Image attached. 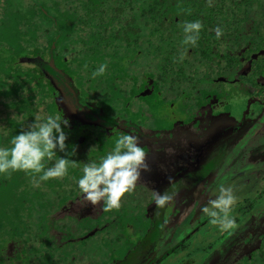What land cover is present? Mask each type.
<instances>
[{
	"label": "flooded vegetation",
	"instance_id": "obj_1",
	"mask_svg": "<svg viewBox=\"0 0 264 264\" xmlns=\"http://www.w3.org/2000/svg\"><path fill=\"white\" fill-rule=\"evenodd\" d=\"M31 2L32 4L39 3L36 0ZM2 3L3 0H0V12L3 7ZM39 9L42 15L55 22V29L58 30L59 24L55 16L51 18L52 16L44 10L42 3L39 4ZM59 35L57 33L55 38L57 39ZM259 39L261 47L258 49L252 46L250 40L231 41V44L228 43L219 52L220 58L223 57L221 70L213 65L215 69L213 74L217 72V75L211 78L200 77L178 88L176 93L171 86L166 87L165 93L158 89L151 63L147 66L143 65L146 70L142 71L143 74L139 72V80L135 81L130 76L132 69L127 70L126 67L133 64L122 62L118 65L121 74L116 77V80H120V88L114 96V99L118 98L119 101L115 105L113 99L111 103L116 107H121V111H130L123 114H115L113 112L115 107L110 113L102 112L94 101L79 91V88L64 81L53 66L46 63L42 66L48 74L49 89H53L52 93L56 95L59 108L62 107L63 118L68 119L69 122H74L76 119L81 126L80 131L71 124L68 129L70 137L77 129L79 134L75 139L86 142L90 150L92 147L88 138L95 137L94 141H99L100 138H106V135L114 134L116 141L121 135L128 134L130 129L135 130V134L139 137V145L146 153L145 162L148 165V171H142L136 183V186L139 185L145 189V199H147L143 207L146 215L143 219L147 221V224L142 227L141 234L131 241L132 243L130 242L131 245H128L127 249L121 246L110 256L107 255V248L103 245L107 241H102L99 249L93 250V254L92 251L90 252V260H84L82 257L85 253H83L81 254L82 260H77L73 264H166L165 258H169L168 264H197L189 256L192 252L188 253L185 248L186 251L183 252L182 248L189 243L195 244L194 241H188L190 233L193 235L198 233L200 225L207 223L210 218L208 216L199 217V219L196 217L194 223H198L194 225L190 233L184 234L186 226L176 220L178 215L175 207L182 208L191 204L196 198L206 197L205 192L210 197V200L206 201L209 204V201L219 195L221 186L232 187L235 196L239 197L233 207L238 211L239 216H231L235 219L236 227L229 230L228 234L225 232V237L214 244L215 249L209 252L211 257L207 264H245L248 261L256 264L261 262L264 257V182H261L264 179V36ZM21 60L26 61L24 58ZM31 63L41 67L40 60L33 59ZM205 80L228 86L235 94L238 93L237 96L233 95L238 101L233 106L229 104V100L224 99V93L220 92V90L226 91L224 88L209 85L205 92L203 89L198 92L194 91L197 85H201ZM236 86L239 87V91ZM61 90L64 91L63 95H61ZM75 93H79L78 100H73ZM155 95L163 100L168 95L171 96L173 100L167 103L172 108L171 115H168L169 117L167 116L168 118L166 117L160 126L147 124L145 121L141 124L140 120H135L137 114L143 117L140 114L142 110L136 105L141 103L143 114L149 117L148 120L150 118L152 120L153 116L151 117L150 113L154 110L152 97ZM62 97L66 101L62 100ZM191 104L193 106L190 107ZM106 122L109 124L105 125ZM249 126L254 127V130H251ZM89 128L100 133V138L98 139L97 135L92 136ZM97 145L102 144L98 142ZM236 152L239 153L238 157ZM212 157L214 161L211 162V173H213L211 176L206 175L203 167ZM227 160L240 164L241 171L231 173L223 183H216L218 176H226L231 169L232 164L226 165ZM208 179L209 183H206ZM154 191L160 193L168 191V195L174 196L168 204L169 208L167 206V214L163 216V211L160 212L163 216L162 223L165 222L166 226L164 228L158 226L161 228L159 230L153 213L156 208L153 202ZM69 203L72 206L77 204L79 211L72 213L74 210L71 208L76 209V207H70ZM59 208L52 211L50 219L65 224L64 228L60 229L48 224L45 228L46 233L43 235L39 233L40 238L30 237L26 233L17 241H11L9 244L11 250L4 259L5 264H44L46 259L45 264H72L75 258L69 255L71 253H63L64 251L60 249L58 254L45 255L33 245L36 244L39 247L38 240L42 238L45 240L46 236V240L49 238L51 240L49 244L57 241L55 247H60L65 243L75 244L73 243L75 241L89 246L91 243L89 237L92 234L98 236L101 231H105L108 225L106 221H100L102 217L108 215V211L103 210V203L95 206L88 204L82 199L80 193L74 196L72 202ZM60 217L62 219H59ZM73 217L75 221H72ZM77 218L92 223L88 226L90 228L87 227V223L84 225L86 232L81 235L80 239L79 236L68 237L69 233L67 234L66 231L68 225L72 227L77 223L81 224L80 219ZM81 226L84 229L83 224ZM232 235L238 236L231 238ZM128 239L131 240L128 237L124 241ZM58 241H64V243H58ZM231 241L233 244L229 243ZM195 256L200 260L199 253H195L193 257ZM105 257L107 260H104ZM91 258L97 260H91Z\"/></svg>",
	"mask_w": 264,
	"mask_h": 264
},
{
	"label": "rangeland",
	"instance_id": "obj_2",
	"mask_svg": "<svg viewBox=\"0 0 264 264\" xmlns=\"http://www.w3.org/2000/svg\"><path fill=\"white\" fill-rule=\"evenodd\" d=\"M8 1H11L13 4V8L10 10L11 12L7 13L4 6L0 12V126H2V128H0V147L10 148L11 138L19 132L27 130L29 125L33 122L35 116L39 115L42 118H46L50 115H62V107L59 108L56 95L52 93L53 89H49L50 81L47 77L48 74L42 69V66L45 63L53 66V68L60 73L62 79L68 84L75 85L76 88H79V91L85 97L94 101L102 112L110 113L111 109L114 107L115 109L113 112L115 114L130 112L121 111V107H116L113 103H111L115 98L113 93H111L112 97L110 98H107L106 96L107 93L110 94V88L115 89V91L120 88V80H116V76H111L112 70L106 69L102 76H92V73L99 67V64L95 61H89L90 58H87L86 54L82 53V48H80L81 44L76 41L77 31L74 29V26L64 27L62 25L63 21H61L60 11H57V5L59 4L58 0H36L44 5V7L49 11L48 13L50 16H52L51 18L55 16L54 18L59 24L58 30L55 29L56 25L53 20L51 21V19L45 15H40L38 11H35V9L30 6L32 5L31 0H7V3ZM18 10L20 11L19 13ZM16 31H19V33ZM57 33L60 35L56 39L55 37ZM248 37L254 48L258 49L261 47V43L258 42L260 40L258 39L259 37H256V35H248ZM229 44L231 43L229 42ZM154 45L155 44L152 41L151 47ZM151 47H148L149 50ZM12 48L14 50H12ZM222 48L223 47L220 48V52ZM134 51H129L128 49L126 52L127 58H129L131 56L130 54ZM122 52L124 54V49H122ZM141 55H139V57H141ZM21 58H24L26 61L21 60ZM33 59L40 60L41 67L31 63V60ZM151 59L152 58L144 56L139 58V62L136 64L126 66L127 70L132 69L130 71L132 80H139V72H142L140 67L143 65H150ZM34 61L37 62L36 60ZM154 61L155 59L153 62ZM143 73L144 72H142V74ZM107 78L111 79L112 82ZM52 83L54 84L53 79ZM209 85L220 89L224 88L226 91L220 90V92L224 93V99L227 98L229 100V104L232 106L238 101V99L234 97L237 96L238 93L235 94L228 86H222L220 83L216 84L210 80H205L201 85H197L194 91L198 92L203 89L205 92L208 90ZM171 87L176 93L178 91L177 89L183 87V85L178 87L177 82H175ZM158 89L162 90V93H165L167 88L161 86L160 88L158 87ZM236 89L238 90L239 87L236 86ZM63 94L64 91L61 90V95ZM79 97V93H75V95H73V100H78ZM224 99L222 98L223 102L225 101ZM62 100L66 101L64 97H62ZM172 100L173 99L169 95L164 100L159 98L158 95L152 97L154 104V110L150 113L151 117L153 116L152 120L151 118L148 120L149 117L143 114V105L138 103L136 107L142 110L140 114L143 117L137 114L135 116V120H140L141 124H144L143 121H145V123L151 125H162L166 120V117L171 115L172 108L169 107L167 103ZM191 106H193V104H191L190 107ZM62 119H64L63 116ZM66 120L68 121V125L66 127L62 125V128L68 142L65 143V152L61 153V155L71 157L74 155L77 156L75 145L83 142V140H75V142H73V139L70 137V133H68V129L69 126L73 124V126H76L81 131V126L78 124V120L76 119H74V122H69L68 119ZM104 124L107 125L109 123L106 122ZM250 129L254 130V127L251 126ZM89 131L92 136L97 135V138L101 136L95 129L89 128ZM74 132L75 130L72 132V137ZM98 132L100 131L98 130ZM81 133L83 134L84 132ZM105 137L106 138L99 137V141H94L95 137L88 138V142L94 150L91 148L89 150V148L85 146L83 151L87 153L85 164L96 163L95 158H91V161L89 160V157L93 156V154L95 156H99L98 158L100 159L98 161L100 162L101 158L114 148V134L106 135ZM98 142L102 145H97ZM241 143L244 144L243 142ZM236 154L238 157L239 153L236 152ZM58 156L59 155L56 153L55 159ZM212 161H214L213 157L210 159L208 164L203 167L206 175L213 174L211 173ZM47 162L49 161L47 160ZM229 163L232 164L231 169L226 176H218L216 178V183H223V181H225L227 176L231 173L234 174L241 171L240 164L227 160L226 165ZM73 165L76 166V163H73ZM71 173L70 168H68L67 175L62 178V181L64 182L61 181L59 183L56 179L49 180L51 183H48L47 181L41 182L39 188L33 187L30 183L31 175L26 176L23 172H15L10 176L0 175V230L3 232L10 231V227H14L15 229L18 227L20 229L23 223H25V228L36 227V218L39 216L38 213L40 211L45 209L51 210L50 208H63L68 202H72L74 198L69 199L66 203H62L63 199L62 197L60 198V195L58 194L59 189H67L66 187L68 186V181L66 178L69 176V180L72 179L73 175H71ZM261 182L263 183L264 179H262ZM206 183H209V179ZM145 192L144 188L137 185L131 192L125 193V195L121 198L120 208L110 210L108 211V215L106 217H102V220L100 221H106L108 225L105 231H101L98 236H93L92 234L91 237H89V241L91 242L89 246H87V244L81 245L75 241L73 242L75 244L65 243L60 245V247H55L57 244L56 241L52 244V249H50L48 253L58 254L60 249L64 251L63 253H71L69 255H72V257L75 258L74 262H72L73 264L77 260H82L81 254L83 253L85 254L82 258L84 260H90V252L92 251L91 253L93 254L96 249H99L102 241H107L104 242L103 245L107 248L106 251L108 256H110L111 253L117 252L121 246L127 249L128 245H131V241H134V239L141 234L142 227L147 224V221L143 219V217L146 218L143 208L144 203L147 200L145 199ZM39 193H42L40 196H43L42 202L44 205L39 204V197L34 198V196H36V194L39 195ZM166 194H168V191H166ZM205 194H207L206 197L201 199L200 197L196 198V200L187 206H183L182 208L175 207V211L178 215L176 220L178 223H181V225L186 226L185 228L182 226V228H184V231L182 229L184 234L190 233L194 225L198 223H194L196 217L199 219V217L204 218L207 216L201 211L204 206L209 205L206 201L210 200V197L207 192H205ZM69 204L71 207V203ZM44 206H46L45 209H43ZM74 206L76 207L77 204H74L72 207ZM167 206L168 205L162 209L156 207L153 210L158 230L161 229L158 226H163V228L166 226L165 222L162 223V218L167 214ZM71 209L74 210L72 213L77 210L79 211L77 207L76 209ZM161 211H163V216L160 215ZM237 212V210L232 208L230 216H239V213L237 214ZM59 219H62V217ZM77 219H80V223L83 224V226L86 223L87 227L92 224L88 220L84 221L81 218ZM72 221H75L74 217ZM47 224H52L53 226L55 225L56 228H64L65 225L59 223L58 220L53 221L50 218L47 221ZM203 224L200 225L201 227L198 233L194 235L193 233H190L188 241H194L195 244L189 243L187 246L182 248L187 249L188 253L192 252L189 256L191 259L193 258V262L197 264L199 262V264L208 263L209 258L211 257L209 252L215 249L214 244L218 243V240L225 237V234L228 232L227 231L225 233L220 231L218 226L212 225L209 223V220H207V223ZM82 230L79 233V239L81 237ZM3 232L0 233V235L5 236L3 235ZM230 235L231 233L229 234V237ZM213 236L214 238H212ZM235 236L237 237L238 235ZM235 236L232 235L231 238H234ZM128 237L131 238V240L128 239L127 241H124ZM59 242L62 241H58V243ZM62 243H64V241ZM229 243L233 244V241ZM185 249L183 252L186 251ZM195 253H199L200 260L197 256H195V258L193 257ZM92 259L97 260L96 258H91V260ZM168 259L169 258H165L166 264H168ZM104 260H107L106 257ZM245 264H251V262L248 261ZM256 264H261V262H257Z\"/></svg>",
	"mask_w": 264,
	"mask_h": 264
},
{
	"label": "trees",
	"instance_id": "obj_3",
	"mask_svg": "<svg viewBox=\"0 0 264 264\" xmlns=\"http://www.w3.org/2000/svg\"><path fill=\"white\" fill-rule=\"evenodd\" d=\"M58 2L57 11H60L62 25L74 26L77 31L76 41L81 44V51L90 58L89 61H95L99 65L106 63V69L112 70L111 76L117 77L121 74L118 65L122 62L136 64L141 57L152 58V71L155 73L159 88L172 86L175 82L178 87L182 85L184 87L200 77H214L217 72L213 74L215 71L213 65L217 66L218 70L223 67V61H221L223 57L220 58L219 54L221 47H225L233 40L247 41L248 35H256L259 38L264 36L262 33L264 31V0H212L211 7L208 6L207 0H58ZM2 4L7 13H10L13 8L11 1L7 3V0H3ZM39 4L40 2L30 6L42 15ZM44 10L49 12L45 7ZM197 20L202 24L197 44L184 45L182 43L183 24ZM217 28L222 29L223 33L219 38L216 37L215 29ZM16 32L19 33V31ZM152 41L155 44L153 47H151ZM148 47H151L150 50ZM128 49L129 51L135 49L129 58L126 55ZM143 70L146 69L141 66V71ZM109 81L112 82L111 79ZM110 89V94L106 95L107 98L112 97L111 93L114 96L117 94V90ZM118 101V98L114 99V104L116 105ZM78 130L75 129L71 137L73 142L79 134ZM67 142L68 140H65V143ZM85 146L86 142L75 145L77 156H62L60 152H57L59 156L56 159L61 156L70 161L68 168L73 175L70 180L69 176L66 178L67 189L58 190L60 198L63 199L62 203L79 193L75 180L82 175V168L86 163L87 153L83 152ZM98 157L93 154L89 160L95 158V164L98 165L100 159ZM56 159L54 156L51 161L46 160L45 167H51ZM73 163H76V166ZM56 180L60 183L62 178ZM47 182L51 183V181ZM41 194H36L34 198L39 197V204L44 205ZM50 209L38 213L36 227L25 228L23 223L20 229L10 227V231L0 230V233L3 232L5 235H0V264H5L4 259L11 250L9 249L11 241H17L26 233L30 237L38 238L41 237L40 232L42 235L46 233L47 221L55 208ZM82 229L81 224L77 223L72 227L69 225L66 231L67 234L69 233L68 237L76 238ZM84 232H86L85 229L82 230L81 235ZM38 241L41 246L38 249L47 255L52 249V244H49L50 238L46 240L45 236V240L42 238ZM46 261L43 263L45 264ZM261 264H264V257L261 259Z\"/></svg>",
	"mask_w": 264,
	"mask_h": 264
},
{
	"label": "clouds",
	"instance_id": "obj_4",
	"mask_svg": "<svg viewBox=\"0 0 264 264\" xmlns=\"http://www.w3.org/2000/svg\"><path fill=\"white\" fill-rule=\"evenodd\" d=\"M212 6V0H207ZM202 24L185 22L183 24L184 45L195 46L199 40ZM216 37L223 33L215 29ZM107 64L102 63L92 73V76H102ZM68 125L62 115H50L46 118L35 116L28 129L21 131L10 140L11 147H0V175L10 176L15 172L31 175L30 183L39 188L41 182L61 179L68 173L70 161L59 157L51 167H45V161H51L57 152H65L66 135L62 128ZM2 128V126H0ZM6 135V133H5ZM146 153L139 145V137L135 130L121 135L114 148L101 158L99 164H85L82 175L75 180V185L82 199L93 206L103 203L105 211L119 209L121 198L131 192L142 171H148L145 162ZM174 199L173 195L153 192V202L157 208H164ZM237 197L232 187L221 186L219 195L209 201L201 211L210 219L209 223L218 226L222 232L236 227L235 219L230 216Z\"/></svg>",
	"mask_w": 264,
	"mask_h": 264
}]
</instances>
